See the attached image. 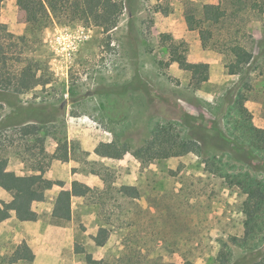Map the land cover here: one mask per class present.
Wrapping results in <instances>:
<instances>
[{
    "label": "rangeland",
    "instance_id": "374dc122",
    "mask_svg": "<svg viewBox=\"0 0 264 264\" xmlns=\"http://www.w3.org/2000/svg\"><path fill=\"white\" fill-rule=\"evenodd\" d=\"M186 1L104 0L103 13L110 14L114 3L122 9L118 26L108 33L98 27L54 24L45 30L38 53L44 61L50 57L52 83L20 95L0 91V154L9 171L27 172L21 159L28 155L19 154L11 144L13 127L34 122L43 128L49 154L67 143L69 159L113 187L106 193L94 189L104 188L101 179L102 186L91 187L94 192L87 195L72 187L73 216L67 226L73 229L77 247L67 264H87L90 256L102 264H217L225 245L232 262L260 261L252 258L256 250L237 242L244 235L246 194L231 186L226 175L248 172L264 179L263 160L236 141L242 130L237 127L239 118L230 113L243 91L253 124L264 129V13L245 30L246 53L256 60L246 74L231 76L223 56L204 50L199 34L189 29ZM192 1L203 6L219 3ZM165 10L170 13L164 14ZM26 21L17 0H0V46L7 50L11 67L20 66L13 61V41L23 35ZM60 26L73 29L63 30L72 34L74 47L69 51L63 52L50 33L49 29L58 33ZM162 34L177 44L185 42L180 51L207 65L203 73L193 76L171 63L165 48L171 40L163 43ZM28 54L25 51L22 57ZM171 121L179 123L176 128L189 144L184 155L145 166L131 152L122 160L105 159L111 141L134 149L149 140L158 125ZM180 123H188V128ZM82 143L87 148L97 143L96 162L87 160L90 154ZM121 185L138 186L142 197L120 199L114 189ZM52 202L50 196L44 204L32 203L36 220L50 224ZM13 215L11 211L0 232V254L6 253L0 264H31L28 259H15L18 227ZM108 218L109 238L98 247L92 236ZM260 250L264 251V244Z\"/></svg>",
    "mask_w": 264,
    "mask_h": 264
},
{
    "label": "trees",
    "instance_id": "16d2710c",
    "mask_svg": "<svg viewBox=\"0 0 264 264\" xmlns=\"http://www.w3.org/2000/svg\"><path fill=\"white\" fill-rule=\"evenodd\" d=\"M104 0H17V6L27 16L26 28L23 35L14 39L13 61L20 64L19 67H11L7 59V50L0 46V91L15 94L32 92L39 86L52 83L53 74L49 69V59H41L38 53L44 46V32L54 24H77L84 28L98 27L104 33H108L118 26L122 9L114 3L110 14L103 13L101 7ZM165 10L164 14H169ZM264 13V0H219L217 5L203 6L196 1L188 0L185 3V14L189 29L199 34L202 48L214 50L220 53L225 60V69L228 75L246 74L254 61V56L247 52L246 26L249 22L260 18ZM163 43L171 40V45H165L171 63H177L179 68L193 76L203 73L207 67L205 64L188 61L185 52L186 43L179 44L172 41L167 34H162ZM249 38H251L249 36ZM19 47V49H18ZM21 47L23 50H21ZM18 49V50H17ZM185 50V49H184ZM27 51L26 58L22 54ZM188 51V50H185ZM264 75V74H262ZM261 75V76H262ZM2 95L0 96V101ZM246 96L239 92L234 101L230 113H234L237 119V127L242 130L236 134V141L246 145L252 152L264 162V129L256 127L252 122V115L245 107ZM2 105L0 104V110ZM179 124V123H178ZM175 121L158 125L152 132L151 138L142 146L131 148L129 145H116L117 141L109 144L106 156L114 159H122L125 154H131L143 165H150L173 157L184 155L189 148L188 142L176 126ZM183 128H188V123H180ZM234 134V133H232ZM247 140V142L245 141ZM46 135L38 123H26L13 127L14 149H19V154H27L22 157L27 174L19 176L7 168V160L0 154V188L5 189L12 196L9 204L0 206V222L10 217L14 211L18 221H35L36 214L33 211V202H44L46 193L55 186V182L48 180L44 174L48 170L51 160H68L69 149L67 143L62 142L55 154L51 155L45 148ZM59 143H61L59 141ZM61 151V154H59ZM26 155V156H27ZM244 165H247L244 163ZM251 166V165H247ZM237 167V166H236ZM226 179L231 186H238L245 194L246 201L243 207L244 235L237 240L239 246L256 250L254 260L260 258L255 264H264V251L260 248L264 244V179L248 172L227 174ZM106 190H113L112 185L105 180ZM62 184V183H59ZM74 190L82 191L85 195L94 192L89 186L74 181ZM122 200L133 201L142 197L138 186L121 185L114 189ZM73 192L62 190L54 201L51 213V224L66 226L71 222ZM107 219L100 224L96 236H92L95 245L102 247L109 238V229L112 227ZM22 252L24 254H22ZM231 253L225 245L217 257V264H239L231 261ZM16 260H29L34 256L27 245L19 246L15 256ZM87 264H102L91 256L85 259ZM175 264V263H169ZM183 264H192L185 261Z\"/></svg>",
    "mask_w": 264,
    "mask_h": 264
},
{
    "label": "crops",
    "instance_id": "0c3cea01",
    "mask_svg": "<svg viewBox=\"0 0 264 264\" xmlns=\"http://www.w3.org/2000/svg\"><path fill=\"white\" fill-rule=\"evenodd\" d=\"M49 30L50 33L55 34L56 37L61 33H65V31L63 30L72 31L73 29L70 26L69 27L60 26L56 28L58 33L53 32L52 29ZM188 61L192 63L200 62L198 60H195V58H193L192 55L188 56ZM174 65L175 64H173L172 68H174ZM111 143L112 141L109 144ZM82 147L84 150H86L85 152H88L90 154L89 159H87L88 161L93 160L96 162L98 160V156L96 154L97 143H95L91 148L85 147V145L82 143ZM105 159L113 160V161L120 160V159L109 158L107 156L105 157ZM105 166L107 165L105 164ZM25 174H27V172ZM25 174H17V175L23 176ZM44 177L48 180L54 181L56 184L51 190L47 191L46 200L44 202H34L35 204L33 205L34 207L39 204H44L45 202L48 201V197L51 196L53 197V202H52L53 203L52 210H53L54 201L57 195L62 190L72 191V184L74 181L85 184L91 188L94 186L97 187L102 186L100 181L101 179L104 183V188L103 189L94 188V189L104 191L106 188V183L99 174L93 173L92 171H87V172L82 171L80 163L72 160L71 158L69 159L68 162H63L61 160H54L50 169L48 168V170L44 174ZM64 184L65 186L63 187ZM1 190L3 192L5 191L9 196V197L1 196L0 198H2V202L9 204L12 200L11 194L3 188H0V192ZM73 198L74 197H72V200ZM33 206L32 208H34ZM13 218L17 222V227H18L17 228L18 232L14 237L15 240L14 242L15 244H17L16 247H19L21 245H27L31 249L32 254L34 256L33 261L30 262L31 264H67L68 258H74V255L72 254L75 253L77 243L76 241H74L73 229L70 226L69 227L67 225L56 226L51 224V222L50 224L45 225L41 220L24 221V222L18 221L16 219L15 212ZM7 220L0 222V232L4 228L6 224L5 222ZM99 229L100 226L96 230L94 236L97 235ZM75 240H76V236H75ZM5 255L6 253L4 254V252H2V254H0V257L1 256L3 257Z\"/></svg>",
    "mask_w": 264,
    "mask_h": 264
},
{
    "label": "built area",
    "instance_id": "2783aa9c",
    "mask_svg": "<svg viewBox=\"0 0 264 264\" xmlns=\"http://www.w3.org/2000/svg\"><path fill=\"white\" fill-rule=\"evenodd\" d=\"M71 35L72 34L65 32L55 37V39H58L57 41L62 45L63 52H65V50L69 51L72 47H74V42L72 41Z\"/></svg>",
    "mask_w": 264,
    "mask_h": 264
},
{
    "label": "water",
    "instance_id": "95a60500",
    "mask_svg": "<svg viewBox=\"0 0 264 264\" xmlns=\"http://www.w3.org/2000/svg\"><path fill=\"white\" fill-rule=\"evenodd\" d=\"M88 95H91V93H88Z\"/></svg>",
    "mask_w": 264,
    "mask_h": 264
}]
</instances>
